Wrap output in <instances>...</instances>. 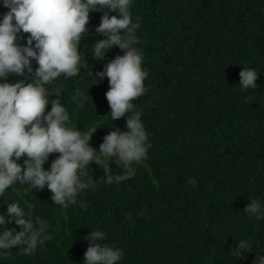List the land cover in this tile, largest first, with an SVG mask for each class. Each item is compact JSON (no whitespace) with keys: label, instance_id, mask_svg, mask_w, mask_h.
I'll return each mask as SVG.
<instances>
[{"label":"trees","instance_id":"16d2710c","mask_svg":"<svg viewBox=\"0 0 264 264\" xmlns=\"http://www.w3.org/2000/svg\"><path fill=\"white\" fill-rule=\"evenodd\" d=\"M7 10L0 3V15ZM130 12L139 22L135 46L148 72L145 93L132 101L148 134L147 158L131 165V178L114 177L110 184L101 165L90 162L85 179L92 186L67 208L54 204L46 187L7 189L0 212L19 202L33 221L46 222L47 239L30 255L11 248L0 264H84L86 240L95 231L105 234L101 243L122 250L118 264H255L264 258V219L243 211L249 200L264 204V0H133ZM101 15L89 12L88 32L78 42L85 67L46 86L62 90L49 102L59 99L69 126L87 132L101 122L90 134L94 150L112 127L125 130L127 116L111 120L107 77L95 78L123 54L113 46L103 59L91 57V44L103 38L95 32ZM20 35L23 44L28 34ZM241 68L257 71L255 88H240ZM77 90L82 106L71 99ZM57 155L49 154L43 167ZM109 167L110 174L126 175L112 161ZM239 240L249 246L237 256Z\"/></svg>","mask_w":264,"mask_h":264},{"label":"clouds","instance_id":"9594fccd","mask_svg":"<svg viewBox=\"0 0 264 264\" xmlns=\"http://www.w3.org/2000/svg\"><path fill=\"white\" fill-rule=\"evenodd\" d=\"M0 3L8 9L0 15V197L15 185L34 191L46 187L54 204L62 208L75 205L77 195L92 186V181L85 179L90 162L101 165L105 183H112L114 177L116 181L131 178L135 174L131 165L145 160L149 147L140 112L134 111L132 103L145 93L143 82L148 75L142 67L143 55L135 46L139 22L132 20L133 0H0ZM93 10L102 13L95 32L103 38L91 44V57L103 59L113 46L123 51L104 64L95 78L102 81L107 77L109 88L104 95L111 120L127 113L125 130L112 127L98 150L90 146L89 140L90 134L103 126L101 122L87 132L77 129V124L69 126V113L59 99L49 102L50 94L58 97L62 90L56 87L50 92L46 87L61 75L78 76L85 67L78 42L88 32L86 24ZM21 33L28 34L23 37V44L19 42ZM32 60L37 64L35 69ZM9 75L20 78L11 83L4 81ZM256 78V70L241 68L238 85L244 90L255 88ZM93 81L96 82L94 77ZM71 99L82 106L85 97L77 90ZM49 103L51 107L46 111ZM52 153L58 155L45 169L43 165ZM22 156L26 158L21 164L18 161ZM110 161L121 167L122 172L126 170V175L110 174ZM243 211L257 220L264 219V204L258 199L249 200ZM13 223L14 227H7ZM0 229V256L7 255L13 247L30 255L47 239L46 222L33 221L31 213L17 201L7 203L6 210L0 212ZM88 236L84 264H118L123 252L101 243L105 239L103 232H90ZM248 246L247 241L239 240L234 254L238 256ZM255 264H264V258L258 257Z\"/></svg>","mask_w":264,"mask_h":264}]
</instances>
